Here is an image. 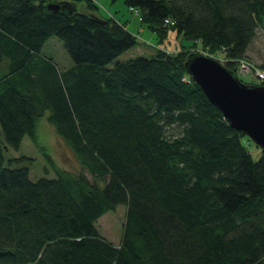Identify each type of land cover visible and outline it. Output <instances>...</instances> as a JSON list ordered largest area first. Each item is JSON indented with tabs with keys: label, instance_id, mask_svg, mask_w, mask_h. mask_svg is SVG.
<instances>
[{
	"label": "trees",
	"instance_id": "1",
	"mask_svg": "<svg viewBox=\"0 0 264 264\" xmlns=\"http://www.w3.org/2000/svg\"><path fill=\"white\" fill-rule=\"evenodd\" d=\"M48 1L0 0V264H264V150L252 158L189 74L193 50L110 66L138 42L126 22L95 0ZM124 1L161 40L173 29L233 59L264 28V0ZM52 37L73 60L60 71L43 52ZM44 115L94 181L45 150L52 177L11 165L30 158L5 155L26 135L44 149ZM121 203L115 244L96 221Z\"/></svg>",
	"mask_w": 264,
	"mask_h": 264
},
{
	"label": "rangeland",
	"instance_id": "2",
	"mask_svg": "<svg viewBox=\"0 0 264 264\" xmlns=\"http://www.w3.org/2000/svg\"><path fill=\"white\" fill-rule=\"evenodd\" d=\"M95 1L98 2V14L100 15L114 16L117 20H120L125 19L126 12L130 19L127 23V26L129 25L128 29L131 30L138 38L137 44L121 52L115 60L109 63L110 66L114 65L117 60L125 61L138 56L151 57L155 55L157 49L162 46H167V49L172 52L173 50L178 51L182 49L183 46L190 45L186 48L204 53V51L202 52L204 48L202 41L198 40L194 43L193 39L186 37L182 39L183 35L173 29H169L167 36L161 40V38L146 23H143L138 18L135 12L129 10V6L124 0ZM121 4H125L124 9L120 7ZM43 52L55 57V61L58 63L57 68L59 71L65 69L67 65L69 66L73 63V60L64 48L62 40L58 37H52L45 44ZM218 53L224 58L220 61L225 65L227 62L226 53L223 52V50H220ZM244 58H246L249 62L251 61L253 66L262 70L264 69V28H258L257 34L250 43ZM239 77L246 83L260 82V80H258V78H256L252 73H240ZM37 134L39 143L44 146L43 150L28 135L23 138L19 147L9 146L5 150L7 159L11 157H19L21 155H27L30 157L14 162L11 164L12 166H28L30 169V176L34 180L42 176L52 177L56 174V172L53 165L44 154L45 150L53 157L54 161L58 165L74 172L85 171L89 179L94 181L92 173L81 165L69 144L64 138L59 136L56 132L55 126L47 120L45 115L38 121ZM0 138L3 139L1 127ZM245 144L247 145L252 158L254 160H258L262 154L261 147L247 136ZM125 218L126 205L121 203L118 204L115 209L109 210L101 215L96 221V226L104 237L113 243L118 244L123 235Z\"/></svg>",
	"mask_w": 264,
	"mask_h": 264
},
{
	"label": "water",
	"instance_id": "3",
	"mask_svg": "<svg viewBox=\"0 0 264 264\" xmlns=\"http://www.w3.org/2000/svg\"><path fill=\"white\" fill-rule=\"evenodd\" d=\"M47 5L53 10L70 9L65 1L49 0ZM185 66L230 124L264 150V84L246 83L219 60L196 51L189 53Z\"/></svg>",
	"mask_w": 264,
	"mask_h": 264
},
{
	"label": "built area",
	"instance_id": "4",
	"mask_svg": "<svg viewBox=\"0 0 264 264\" xmlns=\"http://www.w3.org/2000/svg\"><path fill=\"white\" fill-rule=\"evenodd\" d=\"M129 10L135 12L136 15L139 16V19H142V15L140 13V11L134 7V6H129ZM166 22H171L173 23V20H170L169 18H166ZM166 51H169L168 49H165ZM204 51L205 54L214 57L216 59L219 60H223L224 58L222 57V55L220 56V54L218 52H214L212 50H209L208 48H203L202 52ZM227 61H231V60H236L237 62V69L239 73H252L253 75H255L256 78H258V80L262 81L264 80V69H260L256 66H253V63H251V61L249 62L246 58L241 57V58H230L228 56H226ZM252 71V72H251Z\"/></svg>",
	"mask_w": 264,
	"mask_h": 264
},
{
	"label": "crops",
	"instance_id": "5",
	"mask_svg": "<svg viewBox=\"0 0 264 264\" xmlns=\"http://www.w3.org/2000/svg\"><path fill=\"white\" fill-rule=\"evenodd\" d=\"M124 5H125V4H124ZM124 5L121 4L120 7H121L122 9H124ZM125 16H126L125 19H120V20H121V21H124V22L126 21V26H127V23H128V21H129L130 19H129V16H128V14H127L126 12H125ZM132 21H133V20H132ZM128 26H129V25H128ZM128 26H127V27H128ZM128 28H129V27H128ZM130 31H131V30H130ZM182 39H184V38H182ZM182 39H181V40H182ZM182 41H183V40H182Z\"/></svg>",
	"mask_w": 264,
	"mask_h": 264
}]
</instances>
